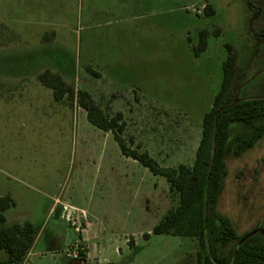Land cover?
Segmentation results:
<instances>
[{"label":"rangeland","instance_id":"obj_1","mask_svg":"<svg viewBox=\"0 0 264 264\" xmlns=\"http://www.w3.org/2000/svg\"><path fill=\"white\" fill-rule=\"evenodd\" d=\"M201 31L208 46L196 56ZM228 47L238 95L264 97V0H0V81L10 88L20 78L34 99L0 105V196L15 203L0 229L42 228L38 252L80 234L60 251L63 264H75L76 246L85 264H198L197 240L152 234L178 203L167 179L123 156L76 103L56 106L38 75L59 74L106 115L122 113L128 146L163 167H192ZM226 166L218 215L238 239L264 232V137ZM65 205L73 214L61 222ZM88 222L94 243L82 238ZM38 252L25 264L58 263Z\"/></svg>","mask_w":264,"mask_h":264},{"label":"trees","instance_id":"obj_2","mask_svg":"<svg viewBox=\"0 0 264 264\" xmlns=\"http://www.w3.org/2000/svg\"><path fill=\"white\" fill-rule=\"evenodd\" d=\"M207 8L206 12L212 15V8ZM199 37V46L193 48L196 56L208 46V33L201 31ZM228 52L220 90L203 118L201 140L192 167L184 164L176 168L163 167L149 152L128 146L124 139L127 125L123 114L106 115L90 93L77 90L59 74L47 70L38 80L53 90L57 102L67 98L76 103L86 112L91 125L113 134L123 156L167 179L178 203L154 227L153 235L197 240L198 264H264V232L256 231L238 239L230 222L217 213L227 176L226 158L229 155L240 157L264 137V97L238 95L236 56L231 47ZM89 71L98 75L92 69ZM131 145H134L133 139ZM14 205L10 197H0L1 225L6 222L4 212ZM37 236L38 229L30 223L3 226L0 229V264H24ZM144 237L149 239L150 234ZM235 242L236 245L225 253ZM81 256L86 262L87 254L81 252Z\"/></svg>","mask_w":264,"mask_h":264},{"label":"crops","instance_id":"obj_3","mask_svg":"<svg viewBox=\"0 0 264 264\" xmlns=\"http://www.w3.org/2000/svg\"><path fill=\"white\" fill-rule=\"evenodd\" d=\"M6 80L7 79H4L2 82L0 81V105L6 107L7 103L17 102V101L22 102L24 100H26V101H28V100L29 101H33L34 100L32 98V95H31V97L30 96L28 97V96H26L27 94L24 93L20 78L16 79L17 80L16 85H13L14 87H10V88H7V86H6L7 84L4 83V82H6ZM51 101L56 106H60L61 104H64L66 102L65 99L63 101L57 102L55 100V98H54V93H53V97H51ZM58 202L59 201L56 199V202L54 203L53 207L51 208L50 213L54 210L56 205H60V203H58ZM67 207H69V206L65 205L63 210H62V212H61V214H60V221L61 222H64L63 219H62V215H63V213L65 211V208H67ZM91 227H92L91 223L88 222L86 227L82 229V238H83L84 242L89 243V238L92 237L91 236V233H92V230H91L92 228ZM74 234L76 236H80V234H76L75 232H74ZM75 235H72L70 233H68V234L66 233L64 235V238L62 239L61 245H59L57 248H54V250H52V251L46 250L45 252H43V251L38 252L37 248L39 246H43L44 245V243H41L42 242L41 240L43 238V233H42V228H41L40 230H38V236L36 238V241H35L32 249H31L29 255L27 256V258L25 260V263L27 262V260L29 259L30 256H32L35 252H38V254H42V255H51L52 258L54 259L55 263L58 262L59 264H63L64 263V260H62L63 257L62 258L59 257V256H61L60 251L77 239L75 237ZM96 237H98V235ZM94 239L95 238L92 237V242L93 243H94ZM54 247H56V245ZM88 255H90V252H88ZM88 258H90V257H88ZM65 262H66V264H74L71 260H65ZM97 262H98V264L113 263V262L109 261L106 258H102L101 256H99ZM58 263H56V264H58ZM114 264H116V263H114Z\"/></svg>","mask_w":264,"mask_h":264},{"label":"built area","instance_id":"obj_4","mask_svg":"<svg viewBox=\"0 0 264 264\" xmlns=\"http://www.w3.org/2000/svg\"><path fill=\"white\" fill-rule=\"evenodd\" d=\"M65 212L68 214L67 221H69L71 216H72V214H73V211L65 208ZM82 213L84 214V217H85V213L84 212H82ZM76 230H78V229H76ZM78 248L79 247L76 246V248L73 251L72 255H70V258H72V260L80 261L81 264H85V261L82 259L81 252L78 250Z\"/></svg>","mask_w":264,"mask_h":264}]
</instances>
